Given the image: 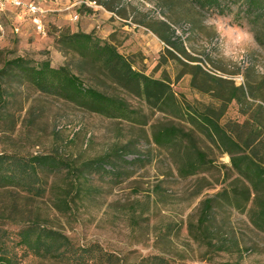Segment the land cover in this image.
<instances>
[{
	"label": "rangeland",
	"instance_id": "374dc122",
	"mask_svg": "<svg viewBox=\"0 0 264 264\" xmlns=\"http://www.w3.org/2000/svg\"><path fill=\"white\" fill-rule=\"evenodd\" d=\"M44 10V32L10 11L0 18V71L21 58L68 67L88 87L122 99L139 114V123L112 120L41 94L12 74H0V153L55 155L77 168L124 148L112 176L92 173L76 186L66 170L41 174V198L14 189L0 190V227L14 233L35 221L63 234L76 246L98 245L119 264H264V233L250 223L252 196L242 210L216 199L206 223L203 202L247 186L229 157L185 118L150 109L90 64L62 49L60 38L91 34L115 47L134 70L167 81L186 108L209 110L219 124L264 165V50L250 48L243 61L225 66L212 45L217 37L202 21L210 16L187 0H23ZM224 18L233 24L232 16ZM169 26L170 48L153 29ZM29 24V25H27ZM248 29L246 25H242ZM259 68V71H258ZM214 80V81H213ZM245 97L229 101L232 88ZM239 96V93H238ZM173 126L189 135L171 149L157 147L153 132ZM206 162L191 176L179 168L188 148ZM108 168V167H106ZM78 188V189H77ZM16 242L14 234L10 236ZM23 264H62L15 248Z\"/></svg>",
	"mask_w": 264,
	"mask_h": 264
},
{
	"label": "trees",
	"instance_id": "16d2710c",
	"mask_svg": "<svg viewBox=\"0 0 264 264\" xmlns=\"http://www.w3.org/2000/svg\"><path fill=\"white\" fill-rule=\"evenodd\" d=\"M187 1L193 8L208 15H231L233 24L246 25L255 34L258 47L264 50V0ZM169 29L167 24L159 22V27L152 32L165 46L176 48L168 35ZM60 43L63 50L73 53L99 70L125 92L143 101L150 109L175 118H185L197 132L227 154L232 170L247 186L243 189L235 187L230 193L224 191L215 198L205 200L201 213V220L204 222L200 224L208 222L216 199L226 206L242 210L245 207L243 204L252 196L253 209L249 221L254 229L264 233V165L255 160L251 152H247L252 144L241 143L232 137L209 110L186 108L178 101L167 81L153 79L134 70L129 61L111 44L84 33L63 36ZM0 74H12L41 94L59 98L85 112L112 120L139 123V114L130 109L122 99L86 86L66 66L53 67L49 61L32 63L16 58L6 62ZM232 93L229 101L240 102V99L245 97L241 87L232 88ZM183 138L188 139L189 135L173 126L163 127L152 134L153 143L165 149L173 148ZM127 154L130 155L132 152H126L121 148L111 155L85 162L74 168L55 155L23 157L0 153V190H20L31 197L41 198L45 193L41 174H54L66 170L73 178L72 183L78 186L81 179L92 173L112 176L117 170V161L121 164L130 163L124 158ZM184 157L179 168V173L183 177L194 175L206 162L205 155L194 147L186 149ZM11 234L17 239L13 245L10 244L14 241L10 238ZM17 247L38 259L62 264H119L120 261L117 256L103 251L96 244L76 246L60 232L35 221L20 224L14 233L0 227V264H23L22 257L15 252ZM149 262L165 264L158 257L150 258Z\"/></svg>",
	"mask_w": 264,
	"mask_h": 264
},
{
	"label": "clouds",
	"instance_id": "9594fccd",
	"mask_svg": "<svg viewBox=\"0 0 264 264\" xmlns=\"http://www.w3.org/2000/svg\"><path fill=\"white\" fill-rule=\"evenodd\" d=\"M11 2L18 3L19 0H11ZM2 7L3 5L0 4V9ZM202 25L215 33L217 39L212 47L215 48L216 58L225 66L241 63L250 48L258 47L255 34L251 30L238 24L226 23L222 17H207L202 21Z\"/></svg>",
	"mask_w": 264,
	"mask_h": 264
},
{
	"label": "built area",
	"instance_id": "2783aa9c",
	"mask_svg": "<svg viewBox=\"0 0 264 264\" xmlns=\"http://www.w3.org/2000/svg\"><path fill=\"white\" fill-rule=\"evenodd\" d=\"M3 5L0 9V18L5 11H10L14 17L19 20H28L34 31L37 34L44 32V10H42L39 3L34 1L19 0L18 3L11 2V0H0Z\"/></svg>",
	"mask_w": 264,
	"mask_h": 264
},
{
	"label": "crops",
	"instance_id": "0c3cea01",
	"mask_svg": "<svg viewBox=\"0 0 264 264\" xmlns=\"http://www.w3.org/2000/svg\"><path fill=\"white\" fill-rule=\"evenodd\" d=\"M5 12H8V10H7V11H5ZM5 12H4V13H5ZM4 13H3V14H4ZM27 25H29V24H27Z\"/></svg>",
	"mask_w": 264,
	"mask_h": 264
}]
</instances>
